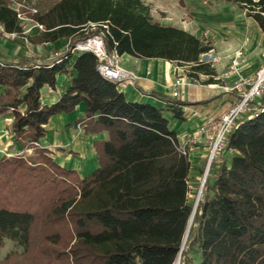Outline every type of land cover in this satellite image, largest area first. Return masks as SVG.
I'll return each instance as SVG.
<instances>
[{"label": "trees", "instance_id": "16d2710c", "mask_svg": "<svg viewBox=\"0 0 264 264\" xmlns=\"http://www.w3.org/2000/svg\"><path fill=\"white\" fill-rule=\"evenodd\" d=\"M23 1L0 0V33L24 36L18 15L27 13L42 25L25 36L30 43L70 42L54 57L0 58V116L12 118L13 141L34 150L0 157V247L8 239L19 248L0 264H174L186 234L180 264H264V92L212 160L189 225L190 162L176 151L165 116L183 119L185 102L168 98L157 107L127 100L97 71L91 51L68 63L73 43L94 32L89 24L105 23L109 52L164 59L210 82L215 69L200 55L212 49L211 40L154 20L145 0ZM229 1L264 33V0ZM71 70L65 92L41 103L40 89H54L56 76ZM81 101L85 116L77 124L85 133L108 134L94 142L98 167L84 177L39 146L48 119Z\"/></svg>", "mask_w": 264, "mask_h": 264}, {"label": "crops", "instance_id": "0c3cea01", "mask_svg": "<svg viewBox=\"0 0 264 264\" xmlns=\"http://www.w3.org/2000/svg\"><path fill=\"white\" fill-rule=\"evenodd\" d=\"M176 4L179 6L177 11L181 14L189 11L192 22L178 25L159 22L211 40L212 49L208 52H213L218 57V60L212 63L216 72L213 81L209 82L208 76L199 74L207 78L206 84L199 85L191 82L196 79L190 77L184 87L178 86L179 94L173 97L171 93L176 88L175 82L179 71L175 63L160 58H137L122 54L119 58L122 61L125 60V63L120 65L136 73L137 79L131 84L116 86V88L129 101L149 103L157 107H164L168 98L185 102V105L181 107L183 119L165 112L169 129L179 133L194 129L205 118L218 116L236 100L235 90L231 92L232 90L225 88L236 80V75L230 72L232 54L237 49L242 50L240 74L250 75L264 58V33L250 16L245 15L237 3L229 0H176ZM13 6L17 8V5ZM38 25L29 20L24 25V36L0 33V58L9 59L29 55L50 57V52L66 49L70 42L69 37H60L49 42L30 43L25 36L39 33L42 29ZM76 54L70 58L69 68ZM74 74V70L67 74H58L54 89L44 85L40 89L41 103L55 102L65 92ZM2 92L3 86H0V93ZM151 92L157 95L153 96ZM23 108L24 106L21 105L20 109ZM85 108V103L81 101L71 112L52 115L44 125L45 135L39 139V146L47 149L48 155L57 164L75 170L81 177L87 176L98 167L94 142L108 137L106 131L85 133L83 127L77 124V120L85 116ZM11 120L12 118L8 115L0 116V157L3 150L18 152L24 149L18 142L13 141L14 135L10 130ZM188 160L190 162L188 172L190 193L196 189L199 182L205 160L204 149L201 146L196 147L189 154Z\"/></svg>", "mask_w": 264, "mask_h": 264}, {"label": "built area", "instance_id": "2783aa9c", "mask_svg": "<svg viewBox=\"0 0 264 264\" xmlns=\"http://www.w3.org/2000/svg\"><path fill=\"white\" fill-rule=\"evenodd\" d=\"M18 16L21 20L27 18L24 15ZM38 26L42 29V25ZM89 26L94 32L89 36L76 40L70 47V52L72 54L81 51L93 52L98 59L96 65L97 71L101 76L115 83L116 86H125L133 83L137 79V74L120 65L119 55L114 49L110 52L107 50L105 43V38L109 34L107 25L105 23H90ZM1 30L2 27H0V31ZM204 54L205 53L202 55ZM56 55H58V52H54L51 56L54 57ZM241 56L242 50L237 49L234 51L230 60V72L236 75L234 87V89L238 91L236 100L218 116L205 118L194 129L176 133L174 138H171L176 151L180 155L188 157L198 146L204 149L205 163L198 182L199 194L196 198V204L199 200L205 179L209 173L212 160L221 152L227 136L236 127L242 114L251 109L250 103L259 98L264 92V64L254 72L252 79L247 81L245 76L240 74ZM175 84L179 87H183L185 82L183 78H180ZM243 84L245 87L241 88ZM178 94L179 91L177 90H173L171 93L173 97H176ZM12 154H19V152L10 153L4 150L2 153L4 156H10Z\"/></svg>", "mask_w": 264, "mask_h": 264}, {"label": "rangeland", "instance_id": "374dc122", "mask_svg": "<svg viewBox=\"0 0 264 264\" xmlns=\"http://www.w3.org/2000/svg\"><path fill=\"white\" fill-rule=\"evenodd\" d=\"M50 1L51 0H33L32 2L29 3L28 0H25V1H23V3H24V5L30 6L31 3L40 2V5L46 6L50 3ZM146 2L149 4V6L151 8L152 18L158 22L162 21L164 23L177 24V25L178 24H185V23L190 24L192 22V16L190 15L189 11L186 13H182V14L177 11V8H179V6L176 4V0H146ZM27 6H25V8H24L25 10H26V8H28ZM26 15H27V13H26ZM26 15H24V16H26ZM28 21H29V19H27V18L22 19V22L24 23V25L27 24ZM11 40L14 41L13 37H11ZM54 52H60V51H54ZM54 52H50V54H49L50 57H52L51 55L54 54ZM228 58H230V56ZM200 59L204 62L211 63V66L213 67L212 63L217 61L218 57L216 55H214L213 52H206L204 55H200ZM119 63L124 64L125 60L122 61L119 58ZM246 64H248V62ZM263 64H264V58H262L259 67ZM177 67H178L177 70H179L177 72L178 73L177 74V80L180 78H183V81L185 82V84L183 85V87H184L188 82L187 80H190V77L187 75L188 74L187 73L188 68L185 66H179V65H177ZM258 68H256L255 71ZM255 71H253V73H251L250 75L244 74L245 79L247 81H250L252 79ZM193 78H195V77H193ZM195 79L196 80H192L191 82H194V83L199 84V85H204L207 83V81H206L207 78L205 76H199L198 75V77H196ZM175 86H176L175 90L179 91L178 86L176 84H175ZM234 87H235V82L233 84L230 83L227 85V88L229 90H232L231 92H234L233 91V90H235ZM244 87H245V85L243 84L241 86V88H244ZM235 96H236V98L238 96L237 90H235ZM3 152H4V150L2 151V153ZM7 152H10V151H7ZM18 152H19V155L26 156V157L33 156V154H34L33 148H26V149H23V150L18 151ZM2 153H1V156H2ZM10 153H16V152H10ZM204 163H205V160H204ZM203 168H204V164L202 166L200 176L202 174ZM198 190H199V187L197 185L196 189L191 191L190 193H188V196H187L188 202L192 205L193 208L196 205V198L199 194ZM200 196H201V193H200ZM192 218H193V215L191 216L190 223L192 221ZM183 248H184V245H183ZM12 249H19V248H17L12 241L6 239L3 246L0 247V259H2L5 256V254ZM188 255L195 258V255L193 254L192 251H188ZM177 258H178V264H180L181 263V256H179ZM195 260H196V258H195ZM196 263H197V261H194V264H196Z\"/></svg>", "mask_w": 264, "mask_h": 264}, {"label": "water", "instance_id": "95a60500", "mask_svg": "<svg viewBox=\"0 0 264 264\" xmlns=\"http://www.w3.org/2000/svg\"><path fill=\"white\" fill-rule=\"evenodd\" d=\"M195 207H196V205H195L194 208L192 209V214H191V216H192L193 213H194ZM190 219H191V218H190ZM189 225H190V221H189ZM189 225H188V226H189ZM187 231H188V228H187ZM186 235H187V234H186ZM186 235H185V238H186ZM185 238H184V240H183L182 247H181V250L179 251L178 257H179L180 254H181V251H182V248H183V245H184V242H185Z\"/></svg>", "mask_w": 264, "mask_h": 264}, {"label": "bare ground", "instance_id": "6f19581e", "mask_svg": "<svg viewBox=\"0 0 264 264\" xmlns=\"http://www.w3.org/2000/svg\"><path fill=\"white\" fill-rule=\"evenodd\" d=\"M174 264H178V258L175 260Z\"/></svg>", "mask_w": 264, "mask_h": 264}]
</instances>
